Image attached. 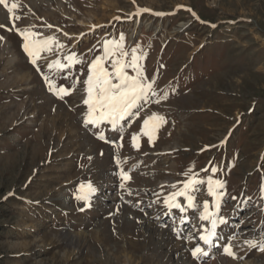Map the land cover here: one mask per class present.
Masks as SVG:
<instances>
[{"label":"rangeland","instance_id":"obj_1","mask_svg":"<svg viewBox=\"0 0 264 264\" xmlns=\"http://www.w3.org/2000/svg\"><path fill=\"white\" fill-rule=\"evenodd\" d=\"M5 3L17 7L0 4V264H264L245 243L264 240V0ZM20 33L51 43L29 57ZM116 44L127 55L105 56ZM133 50L151 90L115 126L85 125L89 66L111 71ZM189 179L194 206L169 208ZM206 201L226 220L210 246Z\"/></svg>","mask_w":264,"mask_h":264},{"label":"snow or ice","instance_id":"obj_2","mask_svg":"<svg viewBox=\"0 0 264 264\" xmlns=\"http://www.w3.org/2000/svg\"><path fill=\"white\" fill-rule=\"evenodd\" d=\"M0 4H3L8 12L11 14L13 10L17 7L15 3L11 7L5 3V0H0ZM159 15V14H158ZM11 19H18L19 17H11ZM25 43L23 44L24 51L29 55V57L38 56V53L51 43L49 40L45 41H33L31 39L32 35L29 33H20ZM2 39V37H0ZM123 36L121 37V41ZM122 44H116L115 49L110 48L108 45H105V56L114 55L115 51L120 52V56H126L127 53L124 52ZM71 66L72 63L77 61L74 57H67ZM103 57L95 60L88 70V77L85 80L86 85V98L83 103L87 105V113L84 118L85 125L92 124L93 126L100 124L102 122H109L115 126L118 121L123 120L126 116L133 114V109H136L139 102L143 100L148 91L151 90L152 85L144 81L141 67L138 63L139 57L136 55L135 50H133L131 55V62H125L121 59H112L111 62V71H108L102 66ZM31 62L35 65V59H32ZM51 67V65H50ZM57 67H61L57 63ZM131 68L135 75H129L126 69ZM50 88L53 86L50 84ZM61 94H67L66 90L63 88L59 89ZM151 119H162L156 117L153 114ZM144 126L141 129L143 134L148 135L149 143L152 142L151 129L149 126V120L144 121ZM133 146L138 147L135 143L137 137L133 136ZM122 179H128L127 175L122 174ZM195 181L189 179L185 183L184 188L178 192L172 193L171 197L165 199V204L169 208H178L183 212V207L175 202L176 196H184L188 201V207L194 206L193 198L188 195V190L190 187L194 188ZM215 185V188L213 187ZM123 186V185H122ZM223 183L220 181H208V192L209 195L217 197L219 193L216 189L223 188ZM96 189L91 185H81L77 191L76 199L78 201H83L84 206L88 207L90 202V197L95 193ZM261 191L264 192V186L261 187ZM213 207L217 210L219 209V203H214ZM200 219L202 221L208 220L211 224V228L206 230L207 234H202L200 240L205 245H212L213 237L216 235V228L219 224L226 223V220L222 217H218V212H210L209 204L206 201L203 205V212L201 213ZM249 248H257L259 251H264V240L257 243L256 241H245ZM224 254L231 256L233 259L236 258L235 254L231 251V244H226L224 246ZM200 255H207L206 251H203L200 247H196L192 251V256L198 258Z\"/></svg>","mask_w":264,"mask_h":264}]
</instances>
